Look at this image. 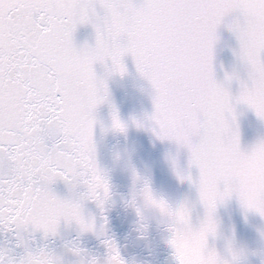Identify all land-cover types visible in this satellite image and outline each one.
Returning a JSON list of instances; mask_svg holds the SVG:
<instances>
[{"label": "snow or ice", "instance_id": "1", "mask_svg": "<svg viewBox=\"0 0 264 264\" xmlns=\"http://www.w3.org/2000/svg\"><path fill=\"white\" fill-rule=\"evenodd\" d=\"M222 25L238 42L234 55L246 78L234 71L217 80ZM81 27L93 29L94 44H76ZM127 57L151 85L154 105L132 123L161 142L187 146L189 169L175 158L173 167L204 208L195 224L191 202L157 196L133 169L126 203L139 218L141 238L154 213L166 225L175 264H245V252L231 242L225 254L209 242L218 236V206L233 196L264 217V140L242 150L237 116V106L246 105L264 121V0H0V232L13 238L0 248V264H66L47 243H36L38 235L45 242L59 237L62 224L78 233L65 244L76 258L71 264H128L109 236L113 190L95 141L108 79L127 74ZM109 130L128 132L114 106ZM58 183L68 196L57 194ZM88 203L99 219L86 214ZM87 234L101 240L104 259L80 246Z\"/></svg>", "mask_w": 264, "mask_h": 264}, {"label": "water", "instance_id": "2", "mask_svg": "<svg viewBox=\"0 0 264 264\" xmlns=\"http://www.w3.org/2000/svg\"><path fill=\"white\" fill-rule=\"evenodd\" d=\"M220 36L216 43L215 67L218 81H224L225 73L238 72L246 78V69L237 60L234 50L239 45L226 25L219 29ZM78 46L95 43V33L91 27H81L75 34ZM128 72L124 77L118 75L108 79L109 102L101 105L96 113L98 121L95 129V141L100 166L105 169L112 184L113 201L108 206L106 215L109 220V236L117 242L120 252L128 264H175L173 253L168 245L166 225L161 223L154 213L149 217L148 231H138L139 218L135 210L126 203L131 199L133 190V173L135 169L141 176L148 178L157 196H164L171 202L187 200L194 205L193 222L199 224L204 217V208L199 203L196 188L187 179L181 180L177 175L172 159L175 158L180 167L189 169L190 152L187 146L175 142L158 140L151 131L137 129L133 118L145 120L154 111L151 85L136 70L131 57L125 58ZM97 74L103 76L105 69L96 66ZM233 95L239 94V85L232 83ZM116 108L119 118L128 125L127 135L105 132L111 129L112 108ZM241 148L250 151L259 141L264 140V121L246 105L237 106ZM193 178H198L199 170L190 169ZM58 195H69L63 183L54 186ZM86 214L100 218V211L95 204L88 203ZM218 236L210 239V246L225 254L231 242L237 249L246 254L245 264H264V217L255 212H247L239 199L233 196L216 211ZM78 236L75 226H61V235L45 242L38 235L36 243L48 244L51 250L63 255L66 264L76 258L67 253L65 244L76 240ZM13 238L0 232V248L11 247ZM151 245L149 247L148 245ZM35 246V245H34ZM80 246L94 256L104 259L106 248L101 240L91 234L80 237ZM22 250H17L20 252Z\"/></svg>", "mask_w": 264, "mask_h": 264}, {"label": "clouds", "instance_id": "3", "mask_svg": "<svg viewBox=\"0 0 264 264\" xmlns=\"http://www.w3.org/2000/svg\"><path fill=\"white\" fill-rule=\"evenodd\" d=\"M148 246H149V247H151V245H150V244H149ZM133 264H136V261H135V260L133 261Z\"/></svg>", "mask_w": 264, "mask_h": 264}]
</instances>
